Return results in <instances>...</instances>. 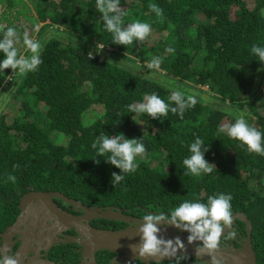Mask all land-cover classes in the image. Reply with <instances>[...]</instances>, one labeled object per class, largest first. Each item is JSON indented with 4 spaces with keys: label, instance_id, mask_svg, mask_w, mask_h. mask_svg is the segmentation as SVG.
I'll list each match as a JSON object with an SVG mask.
<instances>
[{
    "label": "trees",
    "instance_id": "1",
    "mask_svg": "<svg viewBox=\"0 0 264 264\" xmlns=\"http://www.w3.org/2000/svg\"><path fill=\"white\" fill-rule=\"evenodd\" d=\"M1 1L16 14L3 29H16L18 56L31 55L23 45V28L15 23L29 7L24 0ZM152 4L163 9L162 21ZM33 7L42 64L23 77L11 69L0 72V87L12 85L10 101L19 103L14 115L0 114V225L11 222L19 196L31 189L59 191L85 205L124 207L138 215L167 214L185 200L207 203L209 196L230 194L232 213L242 212L249 220L256 263L264 264V156L248 153L226 133L217 134L224 111L195 95L198 102L183 119L171 112L162 120L128 112L129 105L152 93L174 107L169 100L174 84L190 81L252 115L257 122L252 126L264 133V64L251 52L253 45L264 47V0H135L127 5L119 0L122 27L148 23L157 35L151 44L128 46L112 43L96 0H33ZM91 42L108 57L123 52L150 62L162 56L160 70L174 83L166 85L99 55L89 59ZM168 47L175 51L165 52ZM235 119L229 117L227 124ZM121 133L140 138L146 152L136 158L137 171L113 187L111 174L120 170L107 157H96L92 144L98 136ZM59 134L65 143L56 142ZM197 137L209 146L204 158L218 171L184 175L183 160ZM9 175L16 176L15 183ZM233 224L238 245L244 223L234 219Z\"/></svg>",
    "mask_w": 264,
    "mask_h": 264
},
{
    "label": "clouds",
    "instance_id": "2",
    "mask_svg": "<svg viewBox=\"0 0 264 264\" xmlns=\"http://www.w3.org/2000/svg\"><path fill=\"white\" fill-rule=\"evenodd\" d=\"M96 6L98 11L102 13L101 18L104 27L113 34V44L128 46L134 41H144L149 36L151 26L148 23L136 21L122 27L124 13L119 7V0H96ZM150 8L162 21L163 9L156 4L150 5ZM9 9L6 7V3L0 0V31L3 34L2 39H0V52L4 54V59L0 61V72H3L4 69H11L14 74L18 73L23 77L27 73L37 71L42 64L41 51L43 45L39 40L30 38L25 32L23 45L31 55L18 56L16 44L20 37L16 29L13 27L3 29L16 16L13 9ZM10 12L14 14L8 15L7 13ZM106 48V50L110 49L109 47ZM174 51L175 49L171 47L165 49L167 53ZM251 52L259 58L261 64H264V47L253 45ZM91 58L92 54L90 53L89 59ZM162 60V56L153 57L147 67L160 70ZM7 78L9 79V77ZM169 100L174 102V107L165 103L158 94L152 93L144 97V102L129 105L128 112L136 115L147 114L152 119L167 117L171 112L183 119L185 111L194 107L198 102L195 95L186 96L185 92L179 90L173 91ZM221 133H226L229 138L238 141L248 153L264 156V133L250 125L243 114L237 116L234 123L221 126L217 134ZM92 147L97 150L96 157H107L104 160L120 170L119 174L115 172L111 174L110 183L113 187L124 181L125 175L137 171L139 165L135 162L136 158L143 156L146 152L145 145L140 138L127 139L122 133L115 136H98ZM188 149L191 155L183 160L186 169L183 172L184 175L200 176L211 174L214 170L218 171L214 164L205 160L204 153L209 150V146L202 139L197 137L188 146ZM94 162L100 163L99 160ZM16 167L19 166L14 165V168ZM7 179L13 183L16 182L15 175H9ZM231 200L230 194H216L209 196L207 203L185 200L167 214L163 212L146 213L131 227L136 229L137 235L140 236L138 244L129 245L133 253H138L135 256V261L148 259L153 261V264H162L164 259L168 260V264H181V261H187L189 257L186 254L185 243L179 237L165 239L160 234L161 227L157 226L162 225L166 228L171 225L180 231L189 233L187 236L188 244L200 242L194 245L196 259L193 264H223L222 258H218L221 238L231 240L237 236L233 224ZM57 227L62 228L59 224ZM226 229L227 231H225ZM0 252H2L0 264H20L19 255L10 254L6 246H2ZM205 256L209 258L208 261L201 259Z\"/></svg>",
    "mask_w": 264,
    "mask_h": 264
},
{
    "label": "water",
    "instance_id": "3",
    "mask_svg": "<svg viewBox=\"0 0 264 264\" xmlns=\"http://www.w3.org/2000/svg\"><path fill=\"white\" fill-rule=\"evenodd\" d=\"M53 199H59L62 203L72 207L76 210L77 207H80L82 213L87 216L79 217L71 215L59 209L56 202ZM17 207H43L44 210L51 213L57 221L61 223H66V226H71L81 237L78 238H69L77 242L78 246L81 248V255L83 258H88V261L84 264H96L94 252L99 249H106L110 252H117L124 254L122 257L124 260L130 261L135 258L138 253H133L129 245L138 244L140 242V236L137 235L136 229L131 228L134 223H136L141 218H137L131 215L122 214L121 208H115V211L111 209H102L100 206L85 205L79 200L72 199L67 197L59 191H38L31 190L20 196L18 199ZM113 207V206H105ZM89 217H99V218H109V219H118L121 221H126L128 225L121 229H97L89 226L87 223L82 222V220H87ZM234 219H240L244 223L245 236L240 240L237 246L231 247V250L222 249L219 251L218 258H222L223 264H257L255 253L252 248L250 232L251 226L249 220L242 212H236L233 215ZM18 219L14 220L9 224L2 233L0 237L3 240L2 246L9 247L10 237L14 233L18 232ZM161 227V235L165 239H173L179 237L186 245V254L187 256H195L194 245L200 242H193V244H188L187 236L189 233L186 231H180L179 229L169 225L166 228L162 225H157ZM26 231V229H25ZM21 239V235H20ZM48 239H45V242L42 245L44 251L47 250L50 242ZM23 245H26V242H23ZM2 254V252H0ZM178 254H180L178 252ZM167 260V259H164ZM209 260V259H208ZM207 260V261H208ZM141 261V260H140ZM145 264H152L151 260L144 259ZM115 263V261L113 262ZM36 264H55L49 260L42 259L37 260ZM82 264V263H81Z\"/></svg>",
    "mask_w": 264,
    "mask_h": 264
},
{
    "label": "flooded vegetation",
    "instance_id": "4",
    "mask_svg": "<svg viewBox=\"0 0 264 264\" xmlns=\"http://www.w3.org/2000/svg\"><path fill=\"white\" fill-rule=\"evenodd\" d=\"M22 194H24V192L21 193V195ZM53 200L56 202L58 208L66 213L79 217L87 216V214L84 215L82 213L80 207H77L75 210L72 207L62 203L59 199ZM100 208L111 209L115 211V208L117 207L104 206ZM119 208H121L120 212L124 215H131L137 218H142L144 216L132 213L131 211L128 212V210L124 207ZM9 219H11L10 223H4L0 225V233H2V231H4V229H6V227L14 220L18 219L19 224L17 229L21 235V239L18 233H14L9 238L10 243L9 247L7 248L9 249L10 254L19 255L20 264H36L37 260L42 259L49 260L55 264H84L88 261V258L82 257L81 248L78 246L77 242L69 240V238H81L75 229L71 226H66V223L57 221L56 218L51 213L44 210L43 207H15L12 209V214ZM82 222L87 223L93 228L105 230L121 229L128 225L126 221H121L118 219L99 217L93 218L89 216L87 220H82ZM57 224L61 225L62 228H58ZM234 228L236 229V227ZM225 231H227V229ZM45 239H48L50 242L46 251L41 248V244L45 242ZM238 241L239 239L237 236L231 240H227L222 237L220 250H231V247L237 246L236 242ZM23 242H26V245H23ZM2 244L3 240L0 237V245ZM123 255L124 254L121 255V253L117 252H110L106 249H99L94 252L96 264H145L139 259L135 261V258L130 261L124 260L122 257ZM188 257L192 260L190 264H193L196 257ZM201 259L203 261H207L209 258L205 256L201 257ZM114 261L115 263H113ZM151 263L153 264V262ZM162 264H168V260H163Z\"/></svg>",
    "mask_w": 264,
    "mask_h": 264
},
{
    "label": "rangeland",
    "instance_id": "5",
    "mask_svg": "<svg viewBox=\"0 0 264 264\" xmlns=\"http://www.w3.org/2000/svg\"><path fill=\"white\" fill-rule=\"evenodd\" d=\"M27 4V6L29 7L27 9V11H23L21 13L20 16L16 17V21L15 23L17 25H21L23 28V35L25 32H27V34L29 35L30 38L36 40V30H37V25H33L34 21L39 23V21H37L35 15V10L33 7V0H24ZM130 3H135V0H125V4H130ZM8 15H12L14 14L13 12L7 13ZM262 15L264 16V11L262 12ZM13 20L15 18H12ZM12 20V21H13ZM50 24V23H49ZM51 30L53 32L54 31V26L51 25ZM42 37H45L44 34L41 35ZM157 39V35L154 32H150L149 36L141 42H144L145 44H151L153 41H155ZM96 45L95 42H91L88 47V54H92V55H99V59H103L106 58V61L109 62L110 64H114L116 66H121V67H126L131 69L133 72L140 74V75H146L149 76L151 78H156L158 80H163V82L167 85V83H170L172 81H170L169 79H166V77H164L165 75L162 73L161 70H149V68L147 67V64L149 63L146 60H140L139 57L134 56L132 54H126L123 52H119L120 54H115L113 53L112 56L108 57L109 54L106 53H99V48L98 45ZM167 82V83H166ZM174 83V82H172ZM174 88L176 90L185 92L186 95H197L198 97H201L202 99H204V101H206L207 103L210 104V106H212L213 108H219L222 109L224 111V113L226 114V118H222V120L220 121L219 125L223 126L225 124H227V120L229 119V117H236L239 116L240 114H243L245 119L248 121V123L250 125H257V122L255 120V118L250 115L249 113L244 114V111L237 109L236 107L228 104L226 102L225 99L221 98L218 96L217 93H215L212 90H208V88L205 85H198V84H193L190 81L187 82H179L174 84ZM13 86L12 85H8V86H4V87H0V114L1 113H11L12 115H14L16 113V110L19 106V103L16 101L17 99H13V101H10L12 98V92H13ZM94 108H96V105H93ZM57 139L56 142L58 143H65V138L62 134L57 135ZM58 200V199H57ZM236 213V212H235ZM234 215V214H233Z\"/></svg>",
    "mask_w": 264,
    "mask_h": 264
}]
</instances>
